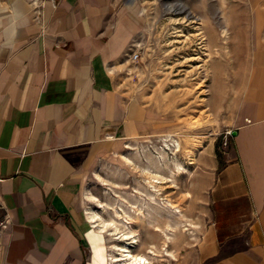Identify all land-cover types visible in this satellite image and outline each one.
Returning <instances> with one entry per match:
<instances>
[{
  "label": "crops",
  "instance_id": "0c3cea01",
  "mask_svg": "<svg viewBox=\"0 0 264 264\" xmlns=\"http://www.w3.org/2000/svg\"><path fill=\"white\" fill-rule=\"evenodd\" d=\"M141 23L133 0H0V264H108L84 180L146 130L116 78ZM256 67L191 264H264V49Z\"/></svg>",
  "mask_w": 264,
  "mask_h": 264
},
{
  "label": "rangeland",
  "instance_id": "374dc122",
  "mask_svg": "<svg viewBox=\"0 0 264 264\" xmlns=\"http://www.w3.org/2000/svg\"><path fill=\"white\" fill-rule=\"evenodd\" d=\"M133 7L142 19L132 49L139 58L116 78L139 102L146 130L97 161L83 206L95 229L93 217L118 226L99 230L108 264L122 247L146 264H191L210 223L209 174L227 158L264 49L257 18L264 0H133ZM151 178L160 182L156 201ZM126 231L133 237L122 240Z\"/></svg>",
  "mask_w": 264,
  "mask_h": 264
},
{
  "label": "bare ground",
  "instance_id": "6f19581e",
  "mask_svg": "<svg viewBox=\"0 0 264 264\" xmlns=\"http://www.w3.org/2000/svg\"><path fill=\"white\" fill-rule=\"evenodd\" d=\"M177 146H178V144H177ZM146 183H147V187L149 188L148 189L149 190V196H151V198L154 201H156L154 195L159 193L158 188H157V184L160 182L158 181V179L151 178V180H147ZM165 201H168V200H165ZM164 204H165V206H164ZM163 206L169 207V206H171V203H168V202L163 203ZM173 210L176 212L177 211L179 212V210H175V209H173ZM93 219H94L93 220L94 225L97 226L101 232H105L109 228H112L114 231L119 230L118 226L114 222H105L104 220H100V223L95 224V222H97V220L99 218L93 217ZM128 219H130V218H128ZM128 219H127V217L124 218V221L127 224L129 223ZM157 229L158 228H156V230ZM130 233H131L130 231L123 232L121 239L126 240V239L133 237ZM132 242L134 243V242H136V240L134 239V240H132ZM110 262H111L110 264H146L147 263L146 258L143 255L132 254L131 251L127 249V247H124V248L122 247V249L120 250V257H111Z\"/></svg>",
  "mask_w": 264,
  "mask_h": 264
},
{
  "label": "built area",
  "instance_id": "2783aa9c",
  "mask_svg": "<svg viewBox=\"0 0 264 264\" xmlns=\"http://www.w3.org/2000/svg\"><path fill=\"white\" fill-rule=\"evenodd\" d=\"M139 58V53L137 51H132L130 53V59L132 61H136ZM230 136H232V132L228 133ZM5 226V223L3 220H0V229Z\"/></svg>",
  "mask_w": 264,
  "mask_h": 264
},
{
  "label": "water",
  "instance_id": "95a60500",
  "mask_svg": "<svg viewBox=\"0 0 264 264\" xmlns=\"http://www.w3.org/2000/svg\"><path fill=\"white\" fill-rule=\"evenodd\" d=\"M233 134H235V132H233Z\"/></svg>",
  "mask_w": 264,
  "mask_h": 264
}]
</instances>
